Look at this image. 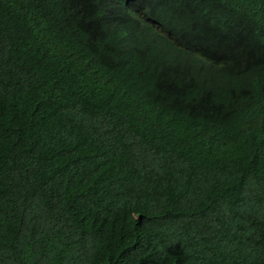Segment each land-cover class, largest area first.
Instances as JSON below:
<instances>
[{"label":"trees","instance_id":"obj_1","mask_svg":"<svg viewBox=\"0 0 264 264\" xmlns=\"http://www.w3.org/2000/svg\"><path fill=\"white\" fill-rule=\"evenodd\" d=\"M261 17L0 0V264H264Z\"/></svg>","mask_w":264,"mask_h":264},{"label":"clouds","instance_id":"obj_2","mask_svg":"<svg viewBox=\"0 0 264 264\" xmlns=\"http://www.w3.org/2000/svg\"><path fill=\"white\" fill-rule=\"evenodd\" d=\"M261 22H264V18L263 17H261V20H260ZM235 23H240V24H242L243 26H246L240 19H237L236 21H235ZM254 49L257 51V52H259V50L261 49V46H260V44L258 43V42H256V41H254Z\"/></svg>","mask_w":264,"mask_h":264}]
</instances>
